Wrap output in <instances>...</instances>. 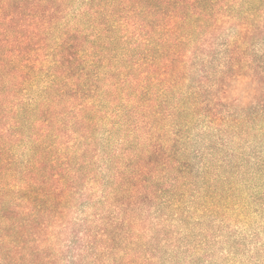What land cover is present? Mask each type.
<instances>
[{
	"label": "trees",
	"instance_id": "obj_1",
	"mask_svg": "<svg viewBox=\"0 0 264 264\" xmlns=\"http://www.w3.org/2000/svg\"><path fill=\"white\" fill-rule=\"evenodd\" d=\"M0 264H264V0H0Z\"/></svg>",
	"mask_w": 264,
	"mask_h": 264
}]
</instances>
